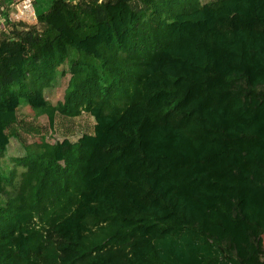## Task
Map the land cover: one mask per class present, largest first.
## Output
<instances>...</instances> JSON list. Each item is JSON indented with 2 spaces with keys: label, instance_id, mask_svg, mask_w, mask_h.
I'll return each instance as SVG.
<instances>
[{
  "label": "trees",
  "instance_id": "16d2710c",
  "mask_svg": "<svg viewBox=\"0 0 264 264\" xmlns=\"http://www.w3.org/2000/svg\"><path fill=\"white\" fill-rule=\"evenodd\" d=\"M11 35L0 264H264V0H53ZM24 102L93 132L27 144Z\"/></svg>",
  "mask_w": 264,
  "mask_h": 264
},
{
  "label": "rangeland",
  "instance_id": "374dc122",
  "mask_svg": "<svg viewBox=\"0 0 264 264\" xmlns=\"http://www.w3.org/2000/svg\"><path fill=\"white\" fill-rule=\"evenodd\" d=\"M79 0H71V3H77ZM201 2L213 1V0H200ZM23 0H14L12 3L9 2L7 5L0 6V42L5 39H11V32L13 30H27L34 27V21L30 24L22 23L21 20L17 21V17L14 15L11 17L9 11L18 12L17 8H22ZM16 14V13H15ZM38 27V25H37ZM39 29V28H37ZM18 58L16 55H10L7 53L0 52V67L2 65H11L14 62H17ZM64 69L67 74L64 77L58 76L59 78L53 87L45 90L46 99L53 105L58 101H62L64 96V91L67 86V82L70 77V71L66 64H63L59 67V71ZM53 85V84H52ZM25 105H21L18 109V118L22 120L21 127L18 128L21 138L27 144L33 143H42L40 137H32L31 133L37 128H40L41 133H48L47 127L44 124L47 123L46 117L33 118L34 114L31 109ZM32 124V125H31ZM95 122L94 119L82 112L79 116L74 118H66L59 116L56 119L54 125V130L51 135V139H44V142L55 143L56 141H63L65 139L76 142L78 138L83 134H91L93 132V126ZM39 126V127H37ZM34 129V130H33ZM25 151L21 143L14 138L10 139L7 151L3 154V157L0 158V169L2 171L13 168L14 163L11 161L13 157L20 158L24 155ZM17 172H21V168H17ZM20 175V174H19ZM17 174L16 184L20 182V177ZM9 189V187H8ZM263 248H264V236H263Z\"/></svg>",
  "mask_w": 264,
  "mask_h": 264
},
{
  "label": "crops",
  "instance_id": "0c3cea01",
  "mask_svg": "<svg viewBox=\"0 0 264 264\" xmlns=\"http://www.w3.org/2000/svg\"><path fill=\"white\" fill-rule=\"evenodd\" d=\"M14 0H8V1H6V2H4V3H1L0 4V6H2L3 4L4 5H7L9 2H13ZM52 2H53V0H33V4H32V7L33 8H28V9H23V8H17V10H18V12H11V11H9V14H10V16L12 17L13 15L15 16V17H17V19H19V20H17V21H20L21 20V22L22 23H25L26 25H27V23L28 24H30L31 25V23L33 22L34 24L33 25H36L37 24V16L39 15V14H42V13H45L47 10H49V8H50V6H51V4H52ZM207 2H209V1H207ZM207 2H203V3H207ZM7 3V4H6ZM23 4V3H22ZM59 78H56L55 79V81H54V83H53V85L51 86V87H53L54 86V84L57 82V80H58ZM51 87H49V88H51ZM48 89V88H47ZM87 114V113H86ZM89 115V114H88ZM59 116H61V117H65V116H62V115H56L55 116V119H54V123H53V126L52 127H49L48 128V121H47V123L46 124H44V126H46L47 127V131H48V133H41V134H39V135H34V136H32V137H40V138H42V137H45L44 139H51V135H52V133H53V130H54V125H55V123H56V119L59 117ZM42 117V116H41ZM43 117H46V116H43ZM92 117V116H91ZM34 118V117H33ZM47 118V117H46ZM66 118H70V117H66ZM72 118H74V117H72ZM93 118V117H92ZM94 119V118H93ZM95 122V121H94ZM32 125V124H31ZM37 127H39V126H37ZM40 129V128H39Z\"/></svg>",
  "mask_w": 264,
  "mask_h": 264
},
{
  "label": "built area",
  "instance_id": "2783aa9c",
  "mask_svg": "<svg viewBox=\"0 0 264 264\" xmlns=\"http://www.w3.org/2000/svg\"><path fill=\"white\" fill-rule=\"evenodd\" d=\"M6 1H8V0H0V4L4 3ZM69 1H71V0H69ZM32 4H33V0H23L22 8L23 9L33 8Z\"/></svg>",
  "mask_w": 264,
  "mask_h": 264
}]
</instances>
